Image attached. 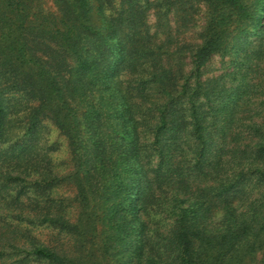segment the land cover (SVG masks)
Instances as JSON below:
<instances>
[{
    "label": "trees",
    "instance_id": "1",
    "mask_svg": "<svg viewBox=\"0 0 264 264\" xmlns=\"http://www.w3.org/2000/svg\"><path fill=\"white\" fill-rule=\"evenodd\" d=\"M40 1L0 0V174L29 177L45 195L61 182L38 152L49 118L70 140L80 215L71 223L45 197L26 220L84 244L74 255L29 253L50 264H264V0H203L202 44L181 82L148 32L126 33V22L143 26L134 0L117 13L112 0H55L57 15ZM215 55L231 57L230 71L203 80ZM155 85L148 144L140 117ZM11 92L35 102L19 126L7 121ZM162 214L174 218L165 233L151 228Z\"/></svg>",
    "mask_w": 264,
    "mask_h": 264
},
{
    "label": "rangeland",
    "instance_id": "2",
    "mask_svg": "<svg viewBox=\"0 0 264 264\" xmlns=\"http://www.w3.org/2000/svg\"><path fill=\"white\" fill-rule=\"evenodd\" d=\"M112 3L115 9L114 6H111L113 10L109 13L112 11V13H117L120 8V0H112ZM133 3L143 13L139 17V23H142L143 26L133 25L131 27L126 22L124 26L126 33H129L131 29L148 32L152 36L154 47L158 50L157 54L159 55L158 52L162 54L159 63L163 64L181 82L182 77L189 75L193 66L192 56L202 44L209 17L208 4L203 0H134ZM40 4L45 12L57 15L58 9L55 0H41ZM128 14V12H124V19ZM230 59L231 57L228 55L213 56L202 68L203 80L214 79L230 71ZM151 65L149 63L146 66L149 73L153 72ZM160 93L158 87L153 86L148 93L151 102L143 104L146 115L141 116L140 119L144 122L141 129L144 143L149 144L153 140L152 129L159 121V115L156 110H149V108L152 102L162 99ZM5 96L9 106L7 121H12L16 126L25 123L27 107L35 105L32 96L22 92H11ZM258 106L254 103L253 109ZM256 121L263 120L259 117L256 118ZM40 127L41 131L37 141L38 152L43 161L41 163L42 165L46 164L48 170H51L54 176L62 180L47 191L48 197L42 192V187L34 186L29 182L31 179L29 177L15 181L8 180L3 172L0 174V185L3 187L4 193L3 196L0 195V264H50L29 252L35 246H45L58 253L74 255L81 252V246L84 244L83 239L81 240L78 236L61 230L59 227L49 224H29L26 220L33 216L29 210H25V207H30L36 201L42 202L45 197L50 198L55 209H58L71 223H77L80 215L76 186L74 181L69 179V175L75 169L69 137L49 118H42ZM147 153L153 152L148 149ZM149 162L151 167H154L156 157H151ZM7 169L5 167L4 170ZM17 191L21 192L19 200L24 205L22 208L15 206L18 202L11 203ZM214 206L216 203L212 207ZM23 209L24 212H22ZM214 211L215 218L219 219L221 213L217 211V208ZM173 219V216L165 214L156 215L155 223L151 228L159 229L160 232L165 233ZM98 241L95 239L93 242L97 244ZM85 245L90 246V243L86 242Z\"/></svg>",
    "mask_w": 264,
    "mask_h": 264
}]
</instances>
